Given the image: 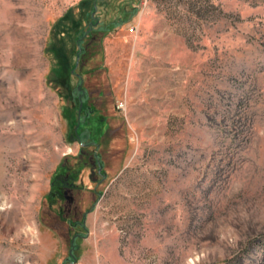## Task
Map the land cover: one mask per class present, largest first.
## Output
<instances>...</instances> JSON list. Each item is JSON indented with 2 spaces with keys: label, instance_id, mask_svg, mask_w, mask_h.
Returning <instances> with one entry per match:
<instances>
[{
  "label": "rangeland",
  "instance_id": "rangeland-1",
  "mask_svg": "<svg viewBox=\"0 0 264 264\" xmlns=\"http://www.w3.org/2000/svg\"><path fill=\"white\" fill-rule=\"evenodd\" d=\"M0 264H264V0H0Z\"/></svg>",
  "mask_w": 264,
  "mask_h": 264
},
{
  "label": "built area",
  "instance_id": "built-area-1",
  "mask_svg": "<svg viewBox=\"0 0 264 264\" xmlns=\"http://www.w3.org/2000/svg\"><path fill=\"white\" fill-rule=\"evenodd\" d=\"M117 107L122 112L126 110L125 103L123 102L119 103Z\"/></svg>",
  "mask_w": 264,
  "mask_h": 264
}]
</instances>
